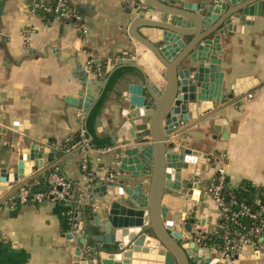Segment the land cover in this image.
Masks as SVG:
<instances>
[{"label": "crops", "instance_id": "1", "mask_svg": "<svg viewBox=\"0 0 264 264\" xmlns=\"http://www.w3.org/2000/svg\"><path fill=\"white\" fill-rule=\"evenodd\" d=\"M167 1L183 8L210 0ZM31 2L0 0V264H74L76 247L85 249L80 245L82 236L102 235L92 219L102 205L90 189L106 181L109 171L122 173L116 152L125 145L115 137L122 110L129 109L123 100L132 85L143 83L142 73L127 60H135L145 77L150 76L156 96L164 86L163 68L133 38L131 22L137 10L129 0H69L81 16L80 24L34 14ZM249 10L253 17L248 25L236 21V32L216 34L218 48L212 57L218 64L212 74L221 85L213 101L189 104V125L180 126L177 132L183 134L169 139L181 141L178 150L194 154L186 156L191 168L183 177H200L194 195L197 201L188 198L185 203L182 196L174 198L171 192L165 197L168 221L184 233V242L192 243L197 234H209L215 228L219 212L207 188L219 169L226 173L230 189H254L253 198L264 194V1ZM238 83L241 91L221 103V97L231 96ZM86 98L90 100L85 123L91 144L89 167L96 183L81 169L85 153L77 146ZM34 145L40 147L33 155L37 158L24 163L23 178L14 182L19 166L13 163ZM114 147L116 152L103 151ZM223 153L226 160H213ZM201 158L211 161L198 171ZM54 166H60L77 186L76 198L32 205L10 203L22 182L44 181ZM119 180L130 182L122 174ZM138 182L144 183L142 191L147 193L150 175ZM79 200L83 205L75 228L71 217ZM185 227H192L193 232H185ZM199 251L200 261L215 259L209 250ZM232 264H264V254L258 256L247 249Z\"/></svg>", "mask_w": 264, "mask_h": 264}, {"label": "water", "instance_id": "2", "mask_svg": "<svg viewBox=\"0 0 264 264\" xmlns=\"http://www.w3.org/2000/svg\"><path fill=\"white\" fill-rule=\"evenodd\" d=\"M140 1L143 8L133 16L131 34L163 68L160 76L164 86L160 96L154 95L153 85L156 84L150 76L145 77L144 70L135 60H127L142 73L143 83L132 85L123 100L129 104V109L122 110L123 118L115 137L117 142L125 145V149L116 152L122 173L116 180L107 179L90 189L99 196L102 205L101 212L92 218L101 228L102 235L94 239L87 234L82 236L80 245L85 249L76 247L74 264L239 262V255L228 260H220V255H214L215 259L193 260L190 250H195L194 243L184 242V233L168 221L166 194L171 192L174 198L180 195L185 203L188 198L197 201L194 195H197L200 181L198 174L190 179L183 177L184 171L191 168V163L185 162L186 156L194 155L193 152L178 150L176 145L181 141L169 139L172 135L183 134V131L177 132L180 126L189 125L192 118L189 104L212 102L221 85L212 74V67L218 64L212 57L213 52H217V37L236 32V21L248 25L253 17L249 9L264 0H210L183 8H177L176 3L167 0ZM105 71L103 68L102 72ZM96 78L100 79L99 75ZM241 89L238 83L231 96L221 97V103ZM89 102L86 98L85 113L90 109ZM148 112L151 114L147 121ZM39 149V146H31L20 161L13 163L19 166L14 182L23 178L24 163L34 161L37 157L33 155ZM201 160L198 171L202 170L203 164L206 166L207 159ZM121 174L130 182L120 181ZM147 175H150L149 189L143 193L144 183L138 181ZM184 230L189 234L193 232L192 227Z\"/></svg>", "mask_w": 264, "mask_h": 264}, {"label": "built area", "instance_id": "3", "mask_svg": "<svg viewBox=\"0 0 264 264\" xmlns=\"http://www.w3.org/2000/svg\"><path fill=\"white\" fill-rule=\"evenodd\" d=\"M137 12L143 8L140 0H129ZM31 10L34 14L46 19L63 21L71 24H80L81 16L75 11L69 0H32ZM85 32V31H84ZM84 126L79 130V151L85 153V158L80 162L81 169L89 175V181L94 180V174L90 171L88 153L91 151V144L88 139V130L85 126L86 113H80ZM49 144L50 142H46ZM52 148L59 149L54 144ZM118 148L104 149L106 152H116ZM227 159V154L216 155L214 161ZM212 160V161H213ZM210 162V159H207ZM210 186L207 188V195L215 202L218 208V221L212 232L205 237L197 234L192 243L195 250H190V257L193 260H200L199 250L207 249L214 255H220L221 259H230L234 255L242 256L243 252L251 249L255 254H264V194L261 198L249 199L247 188L232 190L228 187L227 175L223 169H219ZM119 173L109 171L107 179L116 180ZM77 186L71 182L63 173L60 166H54L48 172L47 178L41 181L37 178L25 180L19 187L17 197H12V205L44 204L48 201L68 202L76 198ZM245 195V196H244ZM252 201V202H251ZM75 211L71 220L77 228V221L80 217L82 200L76 201ZM220 259V260H221Z\"/></svg>", "mask_w": 264, "mask_h": 264}, {"label": "trees", "instance_id": "4", "mask_svg": "<svg viewBox=\"0 0 264 264\" xmlns=\"http://www.w3.org/2000/svg\"><path fill=\"white\" fill-rule=\"evenodd\" d=\"M93 142H94V141H92V143H93ZM96 179H97V178H96ZM92 182L94 183L95 180L91 181V183H92ZM95 183H96V182H95ZM252 190L254 191V189H252ZM252 190H251V191L248 190L249 193L247 194V196H248L249 199H251V200L253 199V195H252L253 191H252ZM250 192H251V193H250ZM244 196H245V195H244ZM251 202H252V201H251ZM199 235L205 237L207 234H199Z\"/></svg>", "mask_w": 264, "mask_h": 264}, {"label": "rangeland", "instance_id": "5", "mask_svg": "<svg viewBox=\"0 0 264 264\" xmlns=\"http://www.w3.org/2000/svg\"><path fill=\"white\" fill-rule=\"evenodd\" d=\"M190 203L192 204V208H193V203H194V202H190ZM190 209H191V208H190Z\"/></svg>", "mask_w": 264, "mask_h": 264}]
</instances>
